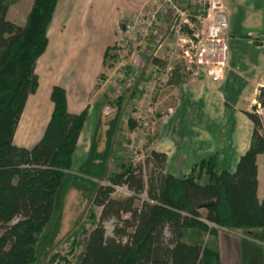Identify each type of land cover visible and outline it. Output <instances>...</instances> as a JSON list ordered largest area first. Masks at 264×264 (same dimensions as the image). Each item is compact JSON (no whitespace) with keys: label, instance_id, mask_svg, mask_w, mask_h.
I'll return each mask as SVG.
<instances>
[{"label":"trees","instance_id":"1","mask_svg":"<svg viewBox=\"0 0 264 264\" xmlns=\"http://www.w3.org/2000/svg\"><path fill=\"white\" fill-rule=\"evenodd\" d=\"M14 1L0 0V264H30L64 174L72 168L88 106L79 113L69 112L65 89L53 85V109L41 138L30 148L13 142L27 97L38 85L35 65L46 49L58 0H33L23 25L7 19ZM110 48L104 52V66ZM103 77L100 73L95 88ZM172 81L183 82L178 70ZM136 93L131 90L130 98ZM254 109L245 111L253 128L234 172L217 171L213 154L193 163L187 174L175 176L164 172L165 153L151 150L144 164L153 165L144 176V164L132 163L125 151L118 168L108 169L96 187L91 204L101 211L96 216L89 208L92 228L82 230L83 249L75 264H220L217 248L209 244L217 227L264 228V198L257 196L264 125ZM135 125L129 119L131 130ZM111 185H125L134 195L113 197ZM142 194L147 199H141ZM106 221H112L110 234L103 225ZM54 261L64 264L68 256L52 252L44 264Z\"/></svg>","mask_w":264,"mask_h":264},{"label":"crops","instance_id":"2","mask_svg":"<svg viewBox=\"0 0 264 264\" xmlns=\"http://www.w3.org/2000/svg\"><path fill=\"white\" fill-rule=\"evenodd\" d=\"M141 3L58 0L47 29L46 49L35 65L38 85L27 97L14 133L16 145L30 148L41 138L53 109L51 88L60 85L66 91L69 112L79 113L88 106L72 168L87 158L94 142V123L97 116L107 115L103 102L114 91L112 85L102 91L95 88L105 69L104 52L115 41L119 17H130ZM225 3L229 59L222 77L175 84V102L156 127L151 149L165 153V173L185 175L193 163L213 154L217 156V171L234 172L239 157L249 147L253 124L245 111H252L256 99L264 94V0ZM94 97L95 103L90 104ZM260 155L257 196L262 199L264 178L258 158L264 157ZM213 236L220 264H264V228L217 227Z\"/></svg>","mask_w":264,"mask_h":264},{"label":"built area","instance_id":"3","mask_svg":"<svg viewBox=\"0 0 264 264\" xmlns=\"http://www.w3.org/2000/svg\"><path fill=\"white\" fill-rule=\"evenodd\" d=\"M184 2L182 5L176 0H144L139 10L122 20L109 50L112 63L127 73L123 89H135L143 97V103L134 105L135 138L127 150L134 164L139 156L144 164L150 154L144 141L155 131L158 112L164 115L171 110L163 101L175 88V72L181 73L183 82L201 77L220 79L229 59L225 0ZM125 53H129L131 62H123ZM255 104V112L260 115L261 103ZM104 110L107 113L113 109L106 105ZM111 186L113 193L134 195L125 185ZM140 198L147 199L144 194Z\"/></svg>","mask_w":264,"mask_h":264},{"label":"rangeland","instance_id":"4","mask_svg":"<svg viewBox=\"0 0 264 264\" xmlns=\"http://www.w3.org/2000/svg\"><path fill=\"white\" fill-rule=\"evenodd\" d=\"M176 1L179 4L184 5V1L188 0ZM32 2L33 0H15L9 6L7 19L15 22L16 24L23 25L31 8ZM143 2L144 0H142V3L137 10L140 9V7L143 5ZM126 18L127 16L125 15L121 16V18L119 17V28H121L120 23L122 20H125ZM119 28L117 30V35ZM163 54L164 51L162 52L161 56H163ZM131 60L132 58H130L129 53H125L123 62H131ZM106 64L107 65L105 66L103 72V82L99 81L96 88H101L102 91L108 85L113 86V94L109 100L107 99L103 102L106 105H110L113 110L107 112V115L97 116L98 118L94 123V142L90 153L80 165L65 172L63 182L55 199V205L51 216L36 243V258L30 264H44L48 255L52 252H59L63 255L67 254L68 261L64 264H75L76 256L83 249V241L85 236L83 235L82 230L86 229V231L89 232L92 228L91 223L88 221L89 208L91 207L93 209V212L96 214V216H98L101 211V207L91 204L96 187L105 178V174L108 169L118 168V164L125 156V151L129 149V145L132 144V139L135 138V133H133V130H131L129 127V119H134V105L143 103V97L141 96V92L140 94L136 93L132 100L129 96L130 91L123 89V81L125 76H127L126 71H124L122 68H116V64L112 63L110 57L106 60ZM115 82L116 84L114 85L113 83ZM174 89H170V92H168L169 100L168 98L164 99V106L174 104ZM120 95H122L120 100L121 108L117 113H115L116 107L120 105L118 103ZM95 101V97L91 98L90 104H94ZM255 109L254 113H256ZM260 113L261 114L258 116L264 125L263 104H261ZM162 117L163 115H160L159 111L156 115L155 130ZM155 132L156 131H154V133L147 137L144 141L146 144L149 143L148 147L150 151L152 150L151 143L155 137ZM259 157H264V154L260 155ZM139 158L140 160H135V163L142 165L141 157L139 156ZM258 164L260 176L264 178V158H258ZM152 165L153 163L142 165V173L144 176L148 170L152 168ZM112 196L125 197L121 191L112 193ZM139 203V200H135L136 205ZM201 212L204 213V210H201ZM111 222L112 221H106L103 223L104 228L106 229V234L111 233ZM213 240L214 236L211 235L209 238L210 245L213 244ZM72 245H75L74 253L69 254V250Z\"/></svg>","mask_w":264,"mask_h":264},{"label":"water","instance_id":"5","mask_svg":"<svg viewBox=\"0 0 264 264\" xmlns=\"http://www.w3.org/2000/svg\"><path fill=\"white\" fill-rule=\"evenodd\" d=\"M263 95L260 98H257L256 101L261 103V99H262Z\"/></svg>","mask_w":264,"mask_h":264}]
</instances>
